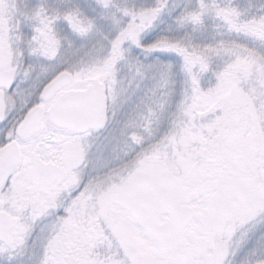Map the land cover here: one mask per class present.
Returning <instances> with one entry per match:
<instances>
[{
    "label": "snow or ice",
    "instance_id": "1",
    "mask_svg": "<svg viewBox=\"0 0 264 264\" xmlns=\"http://www.w3.org/2000/svg\"><path fill=\"white\" fill-rule=\"evenodd\" d=\"M95 11L93 0H53L51 10L38 5L28 40L39 50L55 44L57 26L67 35L87 33ZM126 14L127 26L111 38L103 87L62 95L86 85L59 80L66 69L58 63L29 85L26 99L27 81L4 75L16 66L8 52L13 39L24 42V24L0 18V252L17 246L5 242L15 231L8 216L23 218L25 201L68 169V146L87 143L86 164L79 165L86 176L127 168L109 193L120 227L101 223L112 247L98 253L89 241L83 255L64 261L43 244L36 264H264V4L246 14L220 0H196L191 10L155 0ZM206 16L235 38L186 45L167 34L173 24L196 27ZM216 58L223 62L213 67ZM124 62L132 80H152L153 95L161 93L147 129L115 119L113 72ZM207 73L215 84L205 89ZM177 85L180 99L171 112ZM101 107L103 126L93 127L88 117ZM86 185L81 178L77 197ZM74 217L66 203L53 219L71 228ZM81 223L86 227L87 218ZM241 229L248 238L238 246ZM32 231L36 245L42 232Z\"/></svg>",
    "mask_w": 264,
    "mask_h": 264
},
{
    "label": "flooded vegetation",
    "instance_id": "2",
    "mask_svg": "<svg viewBox=\"0 0 264 264\" xmlns=\"http://www.w3.org/2000/svg\"><path fill=\"white\" fill-rule=\"evenodd\" d=\"M93 3L96 6L98 4V7L105 6L100 0H93ZM38 5H43L51 10L53 0H0V18L12 23L22 21L26 34L23 43L15 39L12 40L11 48L8 52V63H12L15 59L16 66L9 68L4 75L9 77L15 74L19 79L27 81L21 87L33 86L48 78V71L53 70V66L59 63L66 69L61 75L67 74L69 81L74 84L76 74H81L84 70L92 67V63L86 65L81 61L85 60L83 56H85L86 52L82 49L84 47L69 45L70 38L78 36L79 31H74L73 35H67L63 28L57 26L55 28V44L46 42L45 47L37 50V47L28 40V36L31 34L29 29L34 23L33 9ZM20 50L23 51L22 56L20 55ZM14 52L15 56L13 55ZM96 64L98 65L99 63H94L95 66ZM126 66V62L122 63L113 72L115 79L119 81L115 86L119 94V99L114 105L115 119L124 121L127 128L136 131L142 128L147 129L149 126L148 117L151 114L150 110L156 107L157 102L161 98V93L156 91L155 95L152 93L150 96L149 89H145L146 85L145 87L139 86V79H131L130 71H128V77L124 75L126 74L125 70L128 69ZM107 72L108 69H105L102 75L91 78L89 83L85 84L86 88L95 81H98L103 87ZM130 80L133 86H130ZM134 85L136 87L139 86L135 91H133ZM86 88H68L65 92L85 90ZM124 91L125 96L123 98ZM129 92H131L132 98L129 100L128 111L117 112L118 102L125 99ZM179 99V95L172 98V107L169 111H176V103ZM103 123L104 109L101 126H103ZM110 123H112L111 119ZM167 124L166 116L161 131L167 127ZM87 151V143L70 144L66 159L69 167L63 172L61 178L57 182L50 183L47 187L41 189L37 197L25 201L28 212L23 218L14 215L8 216L10 222L12 219L16 221L15 231L21 225H25V231L30 234L29 237H22L26 232H20L18 237H14L15 231L10 232L9 244L17 246L14 250L6 251L13 252L15 256H24L28 264H36L37 256L41 252L40 246L43 244H47L48 248L62 257L64 261L83 255L84 246L89 241H95L98 253H105L112 247V241L104 235L101 223L110 228L120 227L121 213L119 209L113 207V201L109 193L116 187L115 182L124 178L127 168H115L105 175L93 174L91 177L86 176L84 174L85 169L79 165L86 164ZM81 178L87 181V185L82 195L77 197L81 187ZM66 203L73 207L75 213L74 219L76 223L71 228L67 227L63 220L53 219L55 213L62 209ZM85 217L87 218L86 227L81 223ZM11 224L13 225L12 222ZM33 226H35L37 232H42V236L38 239L36 245H33V241L30 238L35 235L32 231ZM113 235H116V233H113ZM237 237L235 243L239 246L247 240L248 235L241 229L237 232ZM116 238L119 239V236L116 235Z\"/></svg>",
    "mask_w": 264,
    "mask_h": 264
},
{
    "label": "rangeland",
    "instance_id": "3",
    "mask_svg": "<svg viewBox=\"0 0 264 264\" xmlns=\"http://www.w3.org/2000/svg\"><path fill=\"white\" fill-rule=\"evenodd\" d=\"M155 0H110L107 6L98 7L96 6L95 16L93 18L92 27L87 33H80L78 36L70 38V46L84 47L85 50V60H81L86 65L92 63V67L84 70L81 74H76V79L74 85H85L88 84L91 78L95 76L102 75V72L105 69H108V64L106 63L109 55V45L111 43V38L119 33V31L126 27L129 22V16L126 13H130L133 10L139 11L141 9H147L154 5ZM175 3L180 4L181 7L191 10L196 6V0H174ZM238 5L236 8H239L242 13H249L250 11H256L258 4H264V0H235ZM256 5V7H254ZM167 27V25H165ZM172 35L177 39H181L184 44H214L219 40H228L234 39V36H229L226 32L213 31L206 24L193 27L192 25H171V31L167 33ZM224 59H227L226 57ZM223 62L222 59L216 58L213 60V67L219 65ZM94 63H99L96 66ZM125 63V62H124ZM128 68V66H126ZM124 68V69H126ZM126 77L129 76L128 69L125 70ZM49 75L52 70L48 71ZM48 75V76H49ZM139 86L149 89L150 96L152 95L154 81L144 80L138 81ZM215 84V79L211 73L204 75L202 79V87L207 89L209 86ZM35 85H33L34 87ZM133 86V84L131 85ZM138 87L134 85L133 91L137 90ZM130 87V86H128ZM23 95L22 98L28 97L30 91L33 88L29 86L22 87ZM179 93V85H177V95ZM128 96L124 98L125 91L123 95V100L118 102L116 111L123 113L125 110L128 111L129 100L132 98L131 92L127 94ZM110 123V119H109ZM26 232L22 237H29L27 231H25V225H21L15 231V236L18 237V233ZM0 264H28L24 256H15L13 252H3L0 254Z\"/></svg>",
    "mask_w": 264,
    "mask_h": 264
},
{
    "label": "water",
    "instance_id": "4",
    "mask_svg": "<svg viewBox=\"0 0 264 264\" xmlns=\"http://www.w3.org/2000/svg\"><path fill=\"white\" fill-rule=\"evenodd\" d=\"M101 3H104V0H100ZM11 77V76H9ZM59 80H63L65 83L70 82L69 81V76L67 74H62L60 75V77L58 78ZM99 85L101 86V84L98 81H95L92 85L88 86L85 90H70L68 92H65L62 95H68V94H83L85 91H87L88 89H92L94 86ZM102 87V86H101ZM88 119L91 121V124L93 127H100L102 125V121H103V108L101 107V109L99 110V113H97L96 111H93L91 113V115L88 117ZM9 219V218H8ZM11 222L13 223V227L15 228V220H11ZM7 244H9V233L6 234V241Z\"/></svg>",
    "mask_w": 264,
    "mask_h": 264
},
{
    "label": "trees",
    "instance_id": "5",
    "mask_svg": "<svg viewBox=\"0 0 264 264\" xmlns=\"http://www.w3.org/2000/svg\"><path fill=\"white\" fill-rule=\"evenodd\" d=\"M221 4H225V5H230L235 7L236 5H238V3L235 2V0H220ZM261 4H258L257 7H259ZM254 7H256V5H254ZM252 12V11H250ZM254 12V11H253ZM218 21L214 20L213 17L211 16H206L204 18V22L203 24L207 25L208 27H210L214 32L217 31L218 32H225L223 28L218 27Z\"/></svg>",
    "mask_w": 264,
    "mask_h": 264
}]
</instances>
